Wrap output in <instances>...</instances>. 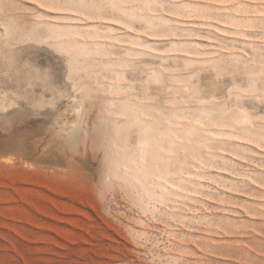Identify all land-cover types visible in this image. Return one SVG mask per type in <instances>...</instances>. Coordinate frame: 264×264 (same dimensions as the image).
<instances>
[{
    "label": "rangeland",
    "instance_id": "374dc122",
    "mask_svg": "<svg viewBox=\"0 0 264 264\" xmlns=\"http://www.w3.org/2000/svg\"><path fill=\"white\" fill-rule=\"evenodd\" d=\"M0 264H264V0H0Z\"/></svg>",
    "mask_w": 264,
    "mask_h": 264
}]
</instances>
